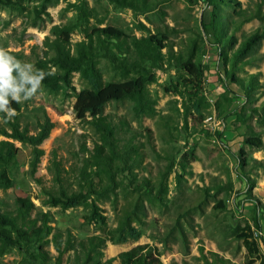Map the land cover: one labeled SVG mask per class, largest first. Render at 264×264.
I'll return each instance as SVG.
<instances>
[{"label":"rangeland","instance_id":"obj_1","mask_svg":"<svg viewBox=\"0 0 264 264\" xmlns=\"http://www.w3.org/2000/svg\"><path fill=\"white\" fill-rule=\"evenodd\" d=\"M149 1L150 8L136 9L111 0L0 4V47L36 69L52 26L69 23L75 26L73 45L93 27L113 26L137 37L160 31L169 37V54H182L203 70V79L193 83L172 56L170 63H145L140 72H125L100 58L104 83L144 75L154 111L138 113L130 99L108 103L104 114L116 129L120 151L132 142L135 154L112 164L111 169H102L104 165L91 160L85 175L86 158L92 159L97 144L104 145L94 126L75 116L77 95L91 83L83 73L75 72L71 85L51 90L42 84L34 97L20 102L21 112L16 113L21 127L31 134L46 116L55 128L41 146L45 154L36 172L31 170L33 146L9 139L19 150L9 167L14 184L0 190L1 208L14 212L17 197H30L37 212L49 214L51 225L63 233L64 240L104 235L129 213V223L141 237L117 244L116 252L109 250L108 243L105 258L150 244L161 252L164 264H203L202 252L210 259L212 252L217 253L228 264H261V257L248 255L240 236L247 226L259 232L264 257V148L245 143L248 136L264 141V39L235 68L240 84L229 77L225 55L264 25L259 19L242 23L245 14L258 6L264 9V0H224L217 10L209 0ZM79 6L90 11L89 19H81ZM214 11L225 28V41L214 35ZM129 53L135 58L133 51ZM47 67L58 70L52 63ZM21 68L28 70L24 64ZM0 126L11 132L1 112ZM4 139L8 138L0 133V140ZM105 152L111 155L108 148ZM60 180L69 194L82 193L80 203L68 208L50 203L49 196L59 195ZM96 210L105 216L106 224L94 216ZM45 249L51 255L47 262L34 260L30 252L36 249L28 247V253L11 249L1 255L0 264H56L53 245ZM63 261L83 264L84 256L71 250Z\"/></svg>","mask_w":264,"mask_h":264},{"label":"trees","instance_id":"obj_2","mask_svg":"<svg viewBox=\"0 0 264 264\" xmlns=\"http://www.w3.org/2000/svg\"><path fill=\"white\" fill-rule=\"evenodd\" d=\"M20 0H0V4L15 6ZM116 5L125 8L136 9L139 6L150 8L149 0H111ZM224 0H209V3L217 10V5ZM233 3V1H229ZM80 8V17L87 20L91 17L90 11ZM242 23H247L253 19L264 22V9L258 6L254 12L245 14ZM211 24L214 27V35L220 41L228 39L225 37V28L220 21L217 12H213ZM238 28V26H237ZM75 26L73 24H55L50 30V34L44 39V58L38 60L37 68L45 72L42 81L51 90L59 89L61 84L71 85L72 75L81 72L90 81L91 87L84 88L77 95L74 106L75 116L81 121L91 123L101 136L104 145H96L92 159L86 158L82 174L87 172V163L91 160L95 164L104 165L108 169L112 164L125 160L135 154L132 142L124 146L123 152L119 149L116 129L108 117L104 114L105 106L113 101L130 99L134 102V109L138 113L151 114L154 111L152 100L147 91L148 79L144 75L123 82L104 83L102 74L98 67L100 58L107 59L112 65L117 66L125 72H140L145 68V63L157 66L164 61H174L182 66L190 75V82H200L203 79V70L197 63H189L182 54H169L172 47L169 37L165 33L158 31L156 34L148 36H129L123 30L113 27H93L85 34V38L72 44V34ZM264 39V25L250 35H248L240 46L233 52L225 55V65L227 66L229 77L236 83L241 80L235 75V68L243 64L246 57L261 40ZM166 50V53L164 52ZM135 53V58H131L130 53ZM168 58V59H166ZM47 63H52L58 68L51 71ZM13 75H17L14 71ZM151 103V104H150ZM10 107L14 108L18 114L21 112V103L11 101ZM16 114L11 119L1 112L4 123L10 128L8 132L0 126V133L8 139L0 140V190L11 188L14 181L9 173V167L13 164L19 148L9 139L27 142L33 146V158L31 170L36 172L41 158L45 151L41 148L45 140L50 137L51 131L55 128V123L50 117L39 123L36 133L31 134L27 127H21L19 116ZM245 143L258 149L264 148L263 139L256 136H248ZM109 149L111 155L105 152ZM118 156V157H117ZM135 159V158H134ZM136 160H134L135 162ZM88 174L86 178L88 179ZM90 179V178H89ZM60 192L58 196H49L50 203L54 206L61 205L65 208L72 207L81 202L82 193H71L63 187L60 180ZM0 198V256L8 253L11 249L25 250L34 247L36 253L30 256L34 260L47 262L51 255L45 249L47 244H52L57 252L56 264H64V255L74 250L77 254L84 256L83 264H164L161 260V252L150 244H139L130 250L122 251L118 255L105 258L104 248L108 243L117 245L130 240L137 241L141 234L138 229L129 223L130 214L125 213L120 217L116 227L107 230L104 235H92L86 240H72L68 236L64 240L63 233L51 225L50 216L47 212H37L36 205L30 197H17L15 199L16 209L14 212L5 211ZM94 216H98L106 224V218L100 211H94ZM250 257H261V264H264L261 244L254 238V232L250 226L244 229L240 236ZM27 249V250H26ZM212 259L202 252L203 264H228L230 261L212 252ZM82 264V263H81Z\"/></svg>","mask_w":264,"mask_h":264},{"label":"clouds","instance_id":"obj_3","mask_svg":"<svg viewBox=\"0 0 264 264\" xmlns=\"http://www.w3.org/2000/svg\"><path fill=\"white\" fill-rule=\"evenodd\" d=\"M24 64L27 71L21 68ZM16 71L17 75H13ZM45 72L27 61L16 59L7 49L0 47V112L11 119L17 113L11 101L20 103L34 97L42 87Z\"/></svg>","mask_w":264,"mask_h":264},{"label":"crops","instance_id":"obj_4","mask_svg":"<svg viewBox=\"0 0 264 264\" xmlns=\"http://www.w3.org/2000/svg\"><path fill=\"white\" fill-rule=\"evenodd\" d=\"M112 249L113 252L117 251V245L111 244L109 250Z\"/></svg>","mask_w":264,"mask_h":264},{"label":"bare ground","instance_id":"obj_5","mask_svg":"<svg viewBox=\"0 0 264 264\" xmlns=\"http://www.w3.org/2000/svg\"><path fill=\"white\" fill-rule=\"evenodd\" d=\"M257 237H258V232L254 231V238H257Z\"/></svg>","mask_w":264,"mask_h":264},{"label":"built area","instance_id":"obj_6","mask_svg":"<svg viewBox=\"0 0 264 264\" xmlns=\"http://www.w3.org/2000/svg\"><path fill=\"white\" fill-rule=\"evenodd\" d=\"M258 237H259V232H258Z\"/></svg>","mask_w":264,"mask_h":264}]
</instances>
